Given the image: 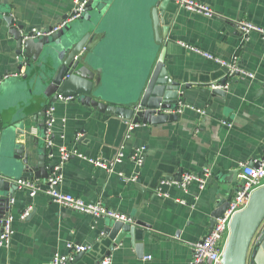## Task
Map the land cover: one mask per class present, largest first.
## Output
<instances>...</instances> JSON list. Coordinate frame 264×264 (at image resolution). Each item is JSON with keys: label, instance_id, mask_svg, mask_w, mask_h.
<instances>
[{"label": "crops", "instance_id": "obj_1", "mask_svg": "<svg viewBox=\"0 0 264 264\" xmlns=\"http://www.w3.org/2000/svg\"><path fill=\"white\" fill-rule=\"evenodd\" d=\"M195 1L212 6L220 16L190 12L170 0L162 22L167 29L165 67L170 78L191 84L180 101L194 108H185L176 120L136 123L123 136L122 118L100 113L76 99L50 101L51 97L36 90L30 76L25 77L28 63L18 67L15 40L3 16H12L14 25H21L24 32L43 29L69 16L74 0H0L4 136L15 146L23 145L33 162L44 151L46 165L59 163L61 146L76 150L61 166L59 189L87 202L100 200L129 216L132 223H142L134 239L124 237L109 252L104 258L107 264H189L191 244L209 231L210 211L221 182L232 177L230 171L238 170L228 186V193H234L240 163L255 164L264 153V41L254 32L244 38L233 21L245 19L264 26V0ZM141 11L139 0H124L106 26L105 36L110 40L107 54L100 57L108 59L94 63L107 67L111 89L117 93L132 85L138 57L144 54ZM185 45L226 62L236 58L238 66L253 77L238 74L228 80L224 96H212L210 86L219 84L226 67ZM50 104L55 107V120L48 148L39 124L45 119L43 107ZM120 141V162L111 169L94 163L111 162ZM141 146L143 161L136 166L131 154ZM185 172L204 177L203 187L192 182L182 189L169 183ZM28 206L30 216L21 219L20 213ZM8 215L13 217V232L8 246L0 248V264H52L55 254L66 258L75 254L68 243L88 246V250L82 260L63 264H93L111 242L101 232L110 218L66 208L42 193L30 196L24 188L13 191Z\"/></svg>", "mask_w": 264, "mask_h": 264}, {"label": "water", "instance_id": "obj_2", "mask_svg": "<svg viewBox=\"0 0 264 264\" xmlns=\"http://www.w3.org/2000/svg\"><path fill=\"white\" fill-rule=\"evenodd\" d=\"M169 1L139 0L145 49L144 54L138 57L139 64L135 65L136 77L123 93L111 89L107 67L94 63L100 59H108L106 56L101 58L102 54H107L110 40V37L105 36L106 26L120 10L124 0H87L80 17L70 20L59 30L52 32L50 31L53 26L24 32L21 25H14L12 16L5 15L3 18L15 40L20 60L18 67H22L24 61L28 63V73L25 77L30 76L33 86L42 96L51 97L50 101H56L58 94L72 95L82 105L122 118L125 126L124 136L128 132L129 123L176 120L178 113L166 111L176 108L184 98V91L192 87L187 81L170 78L165 67L164 36L167 29L162 27V22ZM67 18L66 14L62 20ZM37 32L39 34H36ZM38 60L40 63H37ZM223 72L224 76L218 82L220 85L229 80L227 71ZM236 75L238 73L233 74ZM181 85L183 88L180 90ZM225 89L216 87L211 88L210 92L212 96H224ZM45 111L43 107L42 113L45 114ZM39 125L43 137L44 122ZM121 142L109 161L120 152L118 148ZM16 145L4 136L0 122V232L3 219L8 215L13 191L20 189L13 183V179L39 182L49 175L55 165L51 162L46 165L44 151H40L36 162H33L24 146ZM250 165L258 166L257 163ZM237 174L236 169L229 172L233 180ZM231 178H226L218 188L219 193L210 211L209 231L232 199V190L228 193ZM180 179L181 177L178 181ZM29 216L30 214L25 218ZM111 220L101 231L102 237L111 242L106 252L95 258L93 264H100L124 237L130 236L134 239L137 225H142L138 221L132 223ZM85 252L87 250L75 252L74 255L67 256L64 262L82 260ZM222 259L223 264H264V185L256 189L246 207L233 216Z\"/></svg>", "mask_w": 264, "mask_h": 264}, {"label": "built area", "instance_id": "obj_3", "mask_svg": "<svg viewBox=\"0 0 264 264\" xmlns=\"http://www.w3.org/2000/svg\"><path fill=\"white\" fill-rule=\"evenodd\" d=\"M87 0H74V7L72 13L68 16L67 19L62 20L60 23L53 26V29L50 31H57L62 26L67 24L70 20L80 17L84 10V5ZM179 7L194 12L206 17H218L220 14L212 8V6L201 3L195 0H176ZM234 24L238 30L242 33L245 38L251 32L257 33L260 38L264 41V26L257 25L249 20L245 19H234ZM36 34H39L38 32ZM190 50L200 53L203 56L210 58L223 66L227 70V77L231 79L233 74L238 73L239 75H246L248 77H253V74L247 72L240 68L236 62V58H232L230 61L226 62L225 60L220 59L217 56H214L210 53L203 52L200 49L185 45ZM228 81L224 85L220 84H211L212 88H227ZM57 98L63 102H68L74 99L72 95L63 96L58 94ZM185 108H194L193 106L186 105L181 101L176 106V108L168 109L166 112H176L180 113ZM55 107L49 105L45 111L44 119V138L46 141V147L50 148L52 146L51 140V131L52 126L55 120L54 115ZM137 124L129 123L128 131L132 130ZM34 133L36 130L33 129ZM60 161L57 165H54L53 170L49 175L43 180L42 183L38 181H30L25 179H14L13 183L18 185L20 188H24L30 196H35L38 193L45 194L53 202L58 203L66 208L75 210L77 212L88 214L94 217L110 218L113 220H120L123 222H132V219L116 210H113L106 205H104L100 200L94 202L84 201L82 198L73 196L70 193L64 192L59 189L58 185L62 180L60 174V169L66 160L71 155L77 154L76 150H67L64 146L60 147ZM144 146L136 148L131 154V159L136 166H140L143 161ZM122 158V152H118L117 155L112 159L111 162L104 163L102 161L96 160L95 164L103 168H112V166L120 162ZM90 161H92L90 159ZM258 166H252L246 163H240V181L239 185L236 188L235 192L232 195V199L223 212V214L216 219V223L213 228L208 231L202 238L193 242L191 244V259L189 264H223L222 254L225 248L226 240L230 231V223L233 216L243 210L247 203L249 202L251 194L258 188L264 185V153L262 157L256 162ZM136 176H132L134 180ZM192 182H198L200 186L203 187L205 183V178L190 172H185L182 174L179 181H171L169 183L175 184L182 189H186L187 186ZM31 206H28L24 211L19 215L21 219H24L30 211ZM12 219L11 215H7L3 219V227L0 232V248L6 247L9 244L11 235H12ZM67 247L74 253L78 251L88 250V246L81 244L68 243ZM66 259V256L55 254L52 259V264H63ZM109 260H102L100 264H107Z\"/></svg>", "mask_w": 264, "mask_h": 264}]
</instances>
